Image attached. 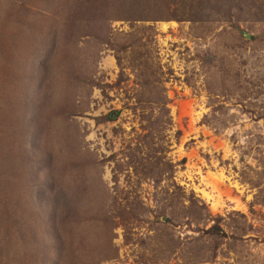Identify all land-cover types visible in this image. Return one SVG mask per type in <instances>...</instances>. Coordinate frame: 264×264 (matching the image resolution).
Segmentation results:
<instances>
[{
  "label": "rangeland",
  "instance_id": "1",
  "mask_svg": "<svg viewBox=\"0 0 264 264\" xmlns=\"http://www.w3.org/2000/svg\"><path fill=\"white\" fill-rule=\"evenodd\" d=\"M75 1L0 0V264H264V0ZM163 98L157 181L123 153Z\"/></svg>",
  "mask_w": 264,
  "mask_h": 264
},
{
  "label": "trees",
  "instance_id": "2",
  "mask_svg": "<svg viewBox=\"0 0 264 264\" xmlns=\"http://www.w3.org/2000/svg\"><path fill=\"white\" fill-rule=\"evenodd\" d=\"M162 1L163 0H76L75 2L76 4L82 6L81 16L86 17L88 21H90L91 19H99L100 21L108 19L110 18L109 15L119 12L117 11L119 9V6H121V8L123 9V13H119L120 16L124 19H140L143 21H148L166 18L163 15L164 11L160 9L159 6H157L161 4ZM109 10H115V12L105 15V12H109ZM101 36L102 35H100V37ZM123 49L126 50L127 46L125 45ZM135 54L139 55L137 51H135ZM140 61L146 64V61L143 60L142 57L140 58ZM166 102V98H163V101L158 100L155 102L163 107L164 113L160 114L159 117H154L153 120L148 121V124L143 126V129L146 130V133L140 136L139 141L135 144V146H127V152L123 153L124 156L129 158V162L131 164L130 166L133 167V170L136 171L137 174H140L142 177H151L157 181H159L162 178V175L167 171L168 173L171 172L174 166L172 163L164 161L162 159V151L164 150V148L162 147L163 145L161 146L160 141H162L163 139L155 138L153 136V131L155 127L152 128V126L149 125L158 124L160 128H165V123L162 121V119L167 114V109L165 108ZM167 120H169V118H167ZM143 147L147 148V150H145ZM180 163H184V160L182 159ZM117 167L119 166L117 165ZM29 198L31 200V194H29ZM114 198L116 200V197ZM135 203L136 201L133 204L127 203L126 205H124L125 207H122V209L125 211H123L121 215H119L121 217V220L123 218L124 220H127L129 222L133 218V216H135L140 211L139 205L135 206ZM27 206H31V204L28 203ZM60 212H62V210H60ZM29 214H31V212H29ZM158 216L159 214L154 217L158 219ZM167 220H169V218H167ZM207 230V233L209 235L214 236V238H217V241L214 246L218 245L219 242H221V240L225 237V232L217 223H213ZM58 238L59 235L55 238V244L57 246L58 251L60 252V256H62L64 252L68 253L69 248L63 240ZM57 262L58 261H56V263Z\"/></svg>",
  "mask_w": 264,
  "mask_h": 264
},
{
  "label": "water",
  "instance_id": "3",
  "mask_svg": "<svg viewBox=\"0 0 264 264\" xmlns=\"http://www.w3.org/2000/svg\"><path fill=\"white\" fill-rule=\"evenodd\" d=\"M247 36H248V34H247ZM112 116H114V114H112ZM164 218H165V217H161L162 220H164Z\"/></svg>",
  "mask_w": 264,
  "mask_h": 264
}]
</instances>
